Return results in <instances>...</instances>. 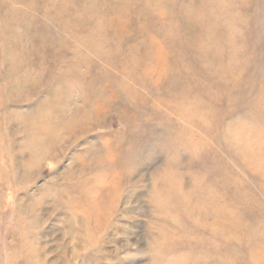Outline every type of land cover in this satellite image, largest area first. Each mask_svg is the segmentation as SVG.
<instances>
[{
  "label": "rangeland",
  "instance_id": "1",
  "mask_svg": "<svg viewBox=\"0 0 264 264\" xmlns=\"http://www.w3.org/2000/svg\"><path fill=\"white\" fill-rule=\"evenodd\" d=\"M111 146L84 249L68 204ZM167 177L218 213L155 207ZM176 262L264 264V0H0V264Z\"/></svg>",
  "mask_w": 264,
  "mask_h": 264
},
{
  "label": "bare ground",
  "instance_id": "2",
  "mask_svg": "<svg viewBox=\"0 0 264 264\" xmlns=\"http://www.w3.org/2000/svg\"><path fill=\"white\" fill-rule=\"evenodd\" d=\"M103 99H104V97H103ZM94 106H96V104H94L92 106V108H94ZM91 112H93V109H91ZM199 112H201V111H199ZM201 114H202L201 116H203V114L205 115V113H202V112H201ZM203 118H204V116H203ZM202 120H204V119H202ZM47 129H48V127L44 126V125L36 126L34 133L35 134H42L43 136L47 137L48 136ZM181 137H182V135H181ZM164 140L167 141L166 143L172 142V139L169 138L168 136H166V138ZM36 142L38 144L40 143V141L39 140L37 141V139H36ZM199 143L200 142L198 141V144ZM259 143H261V142H259ZM115 151H116L115 147H112V146L109 148L106 147V149H104V152L107 154L105 156V159H104L105 163L107 161V163L104 166V167H106V172L104 173V175L108 176V181L107 180H104V181L100 180L99 181L100 185H104L105 181L107 182V184L110 183L111 186H110L109 191L106 193L105 190H104V192H102L103 190H99L98 192L96 191V192H92V194H90L88 192V189H85V188L82 189V186L79 189L74 188V190H73L74 195L72 196L73 201L71 202V204H68L69 205L68 208L71 212L69 215L70 221L73 220V222H75V224L78 223L79 221L77 218L75 219V217L78 216V214L82 213V218H81L82 222L80 221V223H79L80 225H78V226L80 229L84 230V232L86 231L84 233L85 236H82V240L85 243V245H82V248H84V249L87 245H90L93 241L92 237L87 236L88 235L87 227H88L90 221H93L91 223H93L94 231H98L99 233L102 234V233L106 232L107 225H108L110 219L114 216V210H115L116 205H117V194H118L119 187H120L121 174L123 172V170L119 171L118 170V164H115L112 161L113 157L115 155ZM125 173L126 172H124L123 174H125ZM167 174L169 175V173H166V175ZM172 176L175 178L176 177L178 178V176L176 174H174ZM78 177H79V175L76 178L78 179ZM169 178H170V176H169ZM169 178L167 177V178L162 179L163 181L160 184L162 189H158L159 183H158V185L156 183H154V185H153V188H152L153 189L152 190L153 196L152 197L156 198L158 201L159 200L161 201V203L157 204V206L155 205V207L160 208V209H165V207L167 205H168V207H170L172 204L171 208H174L176 210H179V211L180 210L181 211L189 210L191 212L194 211V212L198 213V217L200 219H201V217L203 218V216L206 215L207 212H211V214H217L218 213V211H217V210H219L218 206H217V204H214L215 203L214 202V196L210 191L207 192L206 190H202L201 187H198V188L196 187L195 189H192L188 192L187 191L185 192L182 190V187H183L182 183L179 184V183L174 182V184H172L171 183L173 181L172 180L170 182L171 183L170 184L168 182ZM91 181L92 180L89 179V181H86L85 184L91 183ZM90 192H91V190H90ZM169 204H170V206H169ZM156 211H158V210H156ZM159 217H161V216H159ZM165 218H166V216H165ZM101 225H104V228H102ZM73 227H74V224H73ZM74 231H75V229L73 230V232ZM74 233L76 235L77 231H75ZM166 236L167 235L164 233L162 235V237H160V238H163V240H164L165 239L164 237H166ZM76 243H78V242H76ZM158 245H160V244H158ZM165 245H167V244H165ZM158 247L159 246H157V248ZM164 247L165 246L162 245V243H161V247L158 248L159 253L163 252ZM32 252H33V250L30 249L29 250V256H31ZM159 256H160V254H159ZM160 257H162V256H160ZM160 257H158V258L161 259ZM203 263H205V262H203ZM174 264H177V262Z\"/></svg>",
  "mask_w": 264,
  "mask_h": 264
}]
</instances>
